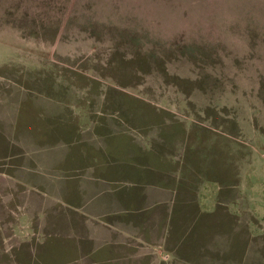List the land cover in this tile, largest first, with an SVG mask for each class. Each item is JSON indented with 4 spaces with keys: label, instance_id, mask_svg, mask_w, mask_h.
Masks as SVG:
<instances>
[{
    "label": "rangeland",
    "instance_id": "374dc122",
    "mask_svg": "<svg viewBox=\"0 0 264 264\" xmlns=\"http://www.w3.org/2000/svg\"><path fill=\"white\" fill-rule=\"evenodd\" d=\"M10 61L76 96L75 111L91 113L78 122L115 162L125 143H148L156 169L203 210L164 223L169 245L156 254L264 264V0H0V65ZM67 222L42 237L55 242L47 264L74 255Z\"/></svg>",
    "mask_w": 264,
    "mask_h": 264
},
{
    "label": "crops",
    "instance_id": "0c3cea01",
    "mask_svg": "<svg viewBox=\"0 0 264 264\" xmlns=\"http://www.w3.org/2000/svg\"><path fill=\"white\" fill-rule=\"evenodd\" d=\"M21 64L0 65L6 68L0 79L7 82L0 89V262L47 264L55 242L43 244L42 237L46 231L58 235L59 219H67L74 255L65 264H188L186 256L168 248L156 254L154 246L169 245L165 224L175 215L203 210L184 201L187 196L174 187L175 179L156 169L150 145L141 146L137 139L125 143V159L115 162L109 149L94 142L100 134L78 122L91 113L75 111L76 96L58 93V81L22 74ZM35 64L31 69L38 70L40 61ZM69 134L67 141L84 144L72 150L65 137V142L57 140ZM57 199L70 208L64 218Z\"/></svg>",
    "mask_w": 264,
    "mask_h": 264
}]
</instances>
